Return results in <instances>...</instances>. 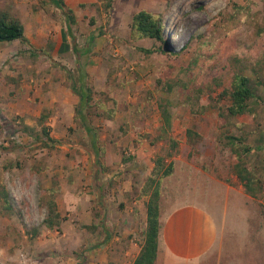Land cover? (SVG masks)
<instances>
[{"label":"rangeland","instance_id":"1","mask_svg":"<svg viewBox=\"0 0 264 264\" xmlns=\"http://www.w3.org/2000/svg\"><path fill=\"white\" fill-rule=\"evenodd\" d=\"M105 1L64 0L76 19L72 30L79 47L92 30L103 32L86 59L87 80L94 92L89 115L104 149L98 168L86 134L74 117L78 97L71 90L68 71L77 77L78 58L62 15L44 0H0V7H10L20 20L40 16L39 25L51 30L49 39L62 30L72 59L64 70L62 60L52 51V39L42 49L31 48L35 55L28 45L20 54L30 55L41 70L37 74L35 67L28 69L31 85L48 73L63 81L57 96L67 95L41 122V116L0 111V185L8 191L12 208L4 210L0 199V264H90L89 254L102 251L105 239L101 228L91 231L90 227L101 221L109 230V240L116 241L105 242L107 253L115 256L130 242L143 240L141 212L147 198L140 196V190L154 159L167 147L165 141V146L150 144L162 124L160 103L169 105L175 130L183 131L189 125L203 133V137L187 139L183 150L179 146L174 158L181 170L215 175L223 186L233 188L225 199V187L214 185V193L220 195L204 198L206 206L209 201L213 205L214 219L220 220L214 222L215 242L203 264H264V34L256 35L255 29L264 20V0H114L111 8L104 9ZM141 10L163 17L164 44L132 38L131 19ZM141 48H152L154 53L145 54ZM4 59L0 72L9 68L11 57L9 62ZM234 72L249 79L259 99L257 117L239 116L219 129L216 110L193 111L205 105L208 96L215 98L228 87ZM176 79L189 84L190 92L183 88L165 91V81ZM192 89L202 90L196 101ZM188 96L192 103L185 102ZM105 109L115 110L112 119L105 118ZM44 127L58 141L55 145L45 144ZM228 136L252 148L244 161L261 180L263 190L257 199L246 194L232 173ZM173 177L162 180L163 193L172 189V182L180 183ZM46 189L56 192L63 218L59 231L41 224L45 210L40 198ZM168 205L164 195L163 208ZM94 243H99V250L91 249Z\"/></svg>","mask_w":264,"mask_h":264},{"label":"trees","instance_id":"2","mask_svg":"<svg viewBox=\"0 0 264 264\" xmlns=\"http://www.w3.org/2000/svg\"><path fill=\"white\" fill-rule=\"evenodd\" d=\"M44 1L46 4L57 8L62 15V21L66 34L70 38L73 52L78 58L76 62V70L78 73L77 77L73 76L68 71V78L71 82V90L73 94L78 97V103L74 110V117L86 134L88 147L95 157L96 167L101 168L100 159L104 154V149L100 145L97 129L92 125L90 120V102L93 99L94 92L87 80L86 59L92 52L96 38L103 35V32L100 28L92 30L87 36L85 45L79 47L72 30L73 25L76 24L73 11L66 6L64 0ZM113 1L114 0H106L103 4L104 9L111 8ZM90 24H94L93 19ZM255 29L256 35L264 34V20L261 23H256ZM130 32L132 38L135 40L148 39L161 44L165 43L163 40V17L161 15L150 13L146 10H141L133 15L130 24ZM13 41H19L26 46H30V42L24 34V26L20 18L11 12L10 7H0V42ZM140 50L145 54L154 53V49L152 48H141ZM160 50H162V48ZM29 52L32 55H35V53L31 51V46ZM62 68L66 70L64 67ZM164 87L167 92L172 91L174 88H183L189 90V92L191 89L189 84L183 83L179 79L173 81L166 80ZM216 87H219V84H217ZM197 90H191V92L194 93L193 98L195 101L198 100L196 99L197 94L202 92L201 89ZM258 101L259 99L255 95L249 79L239 72H234L232 81L228 87L223 89L215 98L211 95L208 96L207 103L205 105H199L198 110L193 111L192 109V111L196 114H203L205 108H212L216 110L217 126L219 129H224L231 125V120L239 116L247 115L250 119L255 120L257 117V110L259 108ZM185 102L192 103L193 101L192 98L188 96ZM222 102H227L228 104L222 105ZM181 104L184 103L181 102ZM159 111L162 124L157 128V134L150 140V144L165 141L167 143V147L162 148L156 159H154L152 171L140 190V196L147 198V201L144 204L146 223L139 254L136 256L132 264H154L155 262L160 226L159 210L161 183L164 178L172 174V159L179 154V143L170 134L173 124V116L170 112L169 105L167 103H160ZM114 112V109H105V118L112 119ZM45 118L46 116L41 115L39 121L41 122ZM43 132L46 137L45 144L48 142L55 145L58 142L50 137L46 127H44ZM186 137L188 140H191L193 138H198L199 135L188 129L186 131ZM227 140L228 145L233 150L231 163L233 175L241 183L248 196L253 199L259 198L263 190L261 180L256 178L255 174L251 171V167L244 161V156L251 152L252 148L247 145H242L241 140L234 136H228ZM50 147L52 148L53 146ZM55 196L56 192L53 189H46L43 191L40 198V206L44 208L45 216L41 224L48 230L59 231L63 218L58 211ZM0 199L3 201V209L11 211L10 196L3 185H0ZM261 215L264 216V206L261 207ZM98 228H101L104 231L105 239L103 244H105V242H107L110 238L109 230L102 221L97 225L90 227V230L95 231Z\"/></svg>","mask_w":264,"mask_h":264},{"label":"crops","instance_id":"3","mask_svg":"<svg viewBox=\"0 0 264 264\" xmlns=\"http://www.w3.org/2000/svg\"><path fill=\"white\" fill-rule=\"evenodd\" d=\"M21 21L24 26V34L29 40L31 48L42 49L43 45L52 39L55 42L52 49L54 55L62 60L63 65L61 66L69 67L72 60L69 57L71 49L67 35L62 30L56 34V37L49 39L48 35H52L51 30L45 31L46 29L39 25L42 23L40 16L31 15L21 19ZM6 48H9V50H5ZM25 50L24 44L19 41L0 42V61L5 58L4 62H9L8 57H11L10 64L7 65L9 68L0 72V111L9 115H45L50 109L55 110V108H58L55 106L56 102L66 99L64 95L67 94H62V98L57 96V93H62L60 90L63 81H58V77L56 80L53 79L48 73L37 82L38 84L31 85L28 82V69L33 70V67H35L37 74H40L41 70L38 65H33L30 55L26 53L20 55ZM68 63L70 64L68 65ZM69 112H71V109H69ZM188 129L203 137L200 128L187 125L183 131L178 132L172 126L171 136L178 141L181 149L185 146L184 143L187 142L186 131ZM214 133H216L215 127ZM164 143V141L156 142V144L165 146ZM172 163L173 172L166 178L174 175L173 178L177 177L176 179H179L180 183L172 182V189L166 188L164 191L166 194L162 192L163 188L161 191L160 226L154 264H203L210 254L212 244L215 242L216 227L214 222L217 223L220 220L219 217H216V220L214 219L212 214L213 205L209 204V201L207 204L209 206H206L204 198L214 196L217 193L220 195L219 191L214 193V185L218 184L220 186L221 184L223 186L224 183H220L215 175H208L202 171L194 172L190 171L189 168L182 171L180 163L175 158L172 159ZM206 180L209 182L206 183ZM177 185H179V188ZM223 187H225V199H228L233 188L228 185ZM164 195L169 203L166 209L163 208ZM141 213L143 214L145 228V209ZM110 240L108 243H110ZM111 241L116 242L114 239ZM94 244L96 246H92L91 249L99 250V243ZM102 245V251L93 250L89 254L90 264H132L139 254L142 241L139 244L130 242L125 250L122 247L115 256L111 251L107 253L108 247L105 246L107 243Z\"/></svg>","mask_w":264,"mask_h":264}]
</instances>
